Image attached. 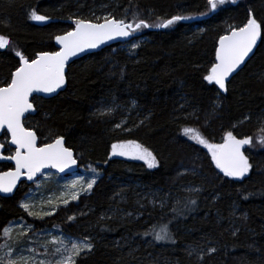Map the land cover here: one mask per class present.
<instances>
[{
  "label": "trees",
  "instance_id": "trees-1",
  "mask_svg": "<svg viewBox=\"0 0 264 264\" xmlns=\"http://www.w3.org/2000/svg\"><path fill=\"white\" fill-rule=\"evenodd\" d=\"M32 10L51 19L38 23L30 18ZM249 11L264 21V0H236L214 12L207 0H0V35L10 39L9 48L0 49V86L20 65L16 52L33 59L56 51L55 37L72 30L75 18L95 23L111 15L155 25L174 15L191 17L168 28H142L120 44L76 60L68 66L64 91L33 98L36 113L25 126L37 131L40 143L64 136L79 167H94L100 177L91 193L43 220L19 206L30 187L26 183L11 197L0 195V228L25 221L37 231L58 226L69 236H91L96 247L78 264H264V146L256 143L264 118V31L227 92L204 80L215 63L219 37L243 26ZM113 102L120 107L111 116L94 115ZM125 120L131 132L115 129ZM186 127L214 144L230 130L253 136L255 146L246 149L252 170L243 179L224 176L209 149L185 135ZM2 139L7 143L6 134ZM117 140L143 144L159 166L111 156ZM12 167L2 163L0 171ZM188 199L196 205L185 208ZM160 200L166 207H159ZM72 215L76 220L68 221ZM169 220L175 243L142 235ZM210 247L217 251L202 260L195 252L188 255Z\"/></svg>",
  "mask_w": 264,
  "mask_h": 264
},
{
  "label": "snow or ice",
  "instance_id": "snow-or-ice-1",
  "mask_svg": "<svg viewBox=\"0 0 264 264\" xmlns=\"http://www.w3.org/2000/svg\"><path fill=\"white\" fill-rule=\"evenodd\" d=\"M228 3H236V0H207L209 11H216ZM203 15V14H202ZM30 18L35 21H47L51 17L40 15L35 10L31 11ZM191 19L183 15H174L158 24H149L144 19L133 20L132 23L125 19H116L114 16L97 18L99 22L91 19L75 18V27L55 39L62 46L57 52H40L35 58L29 59L23 52H16L20 59V65L11 75L10 82L0 86V130L10 133L11 144L15 146V153L4 156L0 152V159L15 161L14 169L0 172V192L12 193L21 177L34 183L43 174V170L52 167L64 172L77 164L73 150L65 147V137L56 136L51 143L38 144L37 131L31 127H25V115L35 111V106L30 97L35 92L53 93L66 83L65 67L70 57L83 52L86 49L97 48L108 40L118 37H130L142 28L158 27L168 28L180 21ZM264 31V21L258 20L254 13L249 11L246 23L241 27H231L230 30L219 37L218 47L215 52V63L204 76V80L215 84L224 92L228 91L227 83L229 77L244 64L249 54L257 45ZM10 39L0 35V49H7ZM133 48L139 47L133 44ZM121 78L124 70L120 71ZM135 106V101H132ZM120 105L113 102L112 105L102 106L94 115L104 117L111 116ZM147 118V117H146ZM143 124V121L140 122ZM127 121L115 125V129L131 132L126 127ZM185 135H190L197 143L204 145L211 152L212 160L217 168L226 177L243 179L253 168L249 156L245 154V146L254 147L253 136L238 137L233 131H227L223 136V143H210L204 136L193 128H184ZM256 143L264 146V118L260 120L259 135ZM4 144L0 143V149ZM126 156L139 159L147 164L148 168H157L160 161L157 156L143 144L136 140H117L111 144V156ZM93 176L86 179L77 177L59 196L54 193L45 196L41 194L40 199L25 193L20 207L25 213L35 219L43 220L52 216L61 205L67 206L71 201L79 200L82 194L92 192L94 185L99 179L100 173L97 169H91ZM44 187L41 181L37 190ZM51 191V190H49ZM186 191H199V189H186ZM155 206L157 200H152ZM159 207H166L164 200H160ZM177 204L180 201H176ZM195 199H188L184 204L187 208L196 205ZM47 209V210H46ZM177 213V208L171 209ZM179 214H183L180 212ZM131 216L132 213H126ZM76 216L67 217L68 221H75ZM175 218V217H174ZM103 220L104 217H101ZM22 220V218H21ZM172 220L160 225H153L151 231H145L142 235H151L156 242L175 243V234L170 225ZM235 230L233 235L236 234ZM39 232H45L41 229ZM35 226L25 222H10L0 228V264H78L82 258L92 253L96 247L91 236L82 238L71 237L61 232L55 235L47 232V238H41ZM215 247H210L207 252L203 248L188 251L191 256L195 252L197 258L202 260L204 255L216 252Z\"/></svg>",
  "mask_w": 264,
  "mask_h": 264
},
{
  "label": "water",
  "instance_id": "water-1",
  "mask_svg": "<svg viewBox=\"0 0 264 264\" xmlns=\"http://www.w3.org/2000/svg\"><path fill=\"white\" fill-rule=\"evenodd\" d=\"M70 31H71V30H70ZM128 38H129V37H118V38H115V39H112V40H108V41H106L105 43L99 45L97 48L86 49L85 51H83V52H79V53H77V55L70 57L69 60H68V62H67V64H66V67H65V76H66L67 71H68V66H69L71 63H73V62H75L76 60H79V59H81V58H83V57H85V56H87V55H89V54L96 53V52H99V51H101V50H103V49H105V48H108V47H110V46H114V45L120 44L121 42L127 40ZM260 40H261V38L257 41V45H256V47L253 49V52L249 54V57L246 58L244 64H242V65L240 66V68H238V69H237V70H236V71H235V72L229 77L228 82H229V81H230V80H231V79H232V78H233V77H234V76H235V75H236V74H237V73H238V72L244 67V65L247 63V61H248V60L254 55V53H255V51H256V49H257L259 43H260ZM55 44H56V48H57V50H56V51H53V52L60 51V49H61L62 46L58 43L57 40H56V43H55ZM34 58H35V57H34ZM227 84H228V83H227ZM66 86H67V77H66V83H65L60 89H57L55 92H53V93L35 92V93H33L32 97H30V99L33 100V98H34L35 96H39V97H43V98H52V97L58 95L61 91H64V90L66 89ZM32 103H33V101H32ZM33 104H34V103H33ZM34 106H35V105H34ZM35 113H36V107H35V111H34V112H32L31 114H26V115H25V119H26L28 116L34 115ZM25 127H26V126H25ZM4 132H5L4 130H0V136H1ZM8 135H9V146H10L11 148H14V149H15V146L11 144L10 133H8ZM38 137H39V136H38ZM240 138H242V137H240ZM0 143H1V142H0ZM49 143H51V142H49ZM221 143H223V141H222ZM38 144H41V143H40V139H38ZM65 147H68V146L66 145V143H65ZM247 148H248V146H245V154H246V149H247ZM72 150H73V149H72ZM4 151H5V146H4L3 149H0V152H2L4 156H7V155L4 154ZM73 153H74V155L76 156V159H77V164H76V165L72 166V167L69 168V169H66L64 172H60V171H59L58 169H56V168L48 167V168H46V169L43 170V173H44L45 171H48V170H54V171H56V172H57L59 175H61V176H68V175H70V174H73V173L77 172L78 169H79V159H78V157H77V155H76V153H75L74 150H73ZM4 162H9V163L13 164L14 167H15V161H13V160L0 159V163H4ZM13 169H14V168H13ZM42 175H43V174H42ZM42 175H40V177H41ZM40 177H39V178H40ZM235 179H237V178H235ZM23 182H24V183H27L28 185H31V184L34 183L33 181H29V180H27L26 177H21L20 181H18L17 186H16V188L13 190L12 193H2V192H0V195H1V196H4V197H11V196H13V195L17 192V189L22 185Z\"/></svg>",
  "mask_w": 264,
  "mask_h": 264
},
{
  "label": "rangeland",
  "instance_id": "rangeland-1",
  "mask_svg": "<svg viewBox=\"0 0 264 264\" xmlns=\"http://www.w3.org/2000/svg\"><path fill=\"white\" fill-rule=\"evenodd\" d=\"M35 21V20H34ZM38 23H43V21H36ZM6 142V141H5ZM116 157H123L126 158V156H116ZM128 158V157H127ZM133 159V158H132ZM139 160V159H138ZM142 161V160H140ZM144 162V161H142ZM145 163V162H144ZM146 164V163H145ZM147 165V164H146ZM94 167H83L80 166L79 170L73 174H70L68 176H60L57 172L53 171V170H49L46 171L41 178H39L35 183L31 184L28 191L26 193H29L30 195H33L36 197V199H40L41 194L43 193V195L48 196V195H52L53 193L56 196H59V194L64 191V188L66 185H69L73 180L77 179V177L79 176H83L86 179H90L93 176V173L91 171V169H93ZM100 177V176H99ZM43 181L44 182V187L37 190V185L40 184V182ZM51 190V191H49ZM85 195L82 194L80 196V198ZM25 195L23 197H20L19 203H21V201L24 199ZM79 198V200H80ZM79 200L76 201H71L68 205L72 204V203H77L79 202ZM67 205V206H68ZM64 207L63 205L60 206ZM47 210V209H46ZM58 210H56L54 212V214L57 212ZM21 222H25V221H19L16 223H21ZM26 223V222H25ZM45 230V232H39V235L41 238H47L46 233L47 232H51L55 235H60L61 232H63L65 234V232L58 226H54L51 227L49 229H43ZM73 237V236H71Z\"/></svg>",
  "mask_w": 264,
  "mask_h": 264
},
{
  "label": "flooded vegetation",
  "instance_id": "flooded-vegetation-1",
  "mask_svg": "<svg viewBox=\"0 0 264 264\" xmlns=\"http://www.w3.org/2000/svg\"><path fill=\"white\" fill-rule=\"evenodd\" d=\"M5 134H6V133H4V134L1 136L0 141H1V143L4 144V146H5V148H6V149H5V152H4L5 155H7V156H11V155H13L14 150L12 149V151H11L9 154L6 153L7 149H9V146H7L8 144L6 145V144L4 143L5 141L2 139L3 136H4ZM6 136L8 137V134H6ZM5 163H8V162H5ZM0 164H2V163H0ZM9 164H11V163H9ZM12 166H13V165H12ZM12 168H13V167H12ZM12 168H11V169H12ZM23 184H24V183H23Z\"/></svg>",
  "mask_w": 264,
  "mask_h": 264
},
{
  "label": "bare ground",
  "instance_id": "bare-ground-1",
  "mask_svg": "<svg viewBox=\"0 0 264 264\" xmlns=\"http://www.w3.org/2000/svg\"><path fill=\"white\" fill-rule=\"evenodd\" d=\"M94 22V21H93ZM51 52V51H50ZM255 54V53H254Z\"/></svg>",
  "mask_w": 264,
  "mask_h": 264
}]
</instances>
